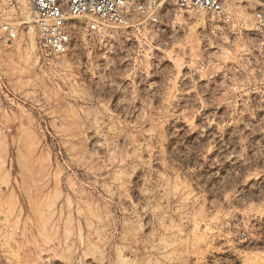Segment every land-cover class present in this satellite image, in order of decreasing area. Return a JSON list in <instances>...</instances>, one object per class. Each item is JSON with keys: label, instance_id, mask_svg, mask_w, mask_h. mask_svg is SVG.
Masks as SVG:
<instances>
[{"label": "rangeland", "instance_id": "1", "mask_svg": "<svg viewBox=\"0 0 264 264\" xmlns=\"http://www.w3.org/2000/svg\"><path fill=\"white\" fill-rule=\"evenodd\" d=\"M226 2L0 49V264H264V0Z\"/></svg>", "mask_w": 264, "mask_h": 264}, {"label": "built area", "instance_id": "2", "mask_svg": "<svg viewBox=\"0 0 264 264\" xmlns=\"http://www.w3.org/2000/svg\"><path fill=\"white\" fill-rule=\"evenodd\" d=\"M31 20H21L19 0H0V49L9 47L22 30L33 32L40 46L59 55L71 40V20L77 29L103 36L107 28L133 25L134 19L157 22L176 17L179 10H196L229 22L226 0H28ZM262 13L255 14V28L263 25ZM74 28V26H73Z\"/></svg>", "mask_w": 264, "mask_h": 264}, {"label": "bare ground", "instance_id": "3", "mask_svg": "<svg viewBox=\"0 0 264 264\" xmlns=\"http://www.w3.org/2000/svg\"><path fill=\"white\" fill-rule=\"evenodd\" d=\"M19 1H20V3H21L23 6H25L26 3H27V0H19Z\"/></svg>", "mask_w": 264, "mask_h": 264}]
</instances>
